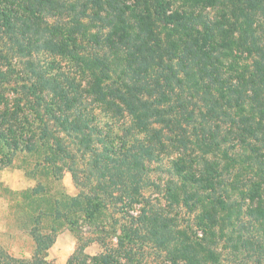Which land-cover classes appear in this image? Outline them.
<instances>
[{
	"label": "trees",
	"instance_id": "trees-1",
	"mask_svg": "<svg viewBox=\"0 0 264 264\" xmlns=\"http://www.w3.org/2000/svg\"><path fill=\"white\" fill-rule=\"evenodd\" d=\"M18 154L78 193L8 190L32 251L0 264H52L63 224L66 264H264V0H0V170Z\"/></svg>",
	"mask_w": 264,
	"mask_h": 264
},
{
	"label": "rangeland",
	"instance_id": "rangeland-1",
	"mask_svg": "<svg viewBox=\"0 0 264 264\" xmlns=\"http://www.w3.org/2000/svg\"><path fill=\"white\" fill-rule=\"evenodd\" d=\"M170 158L171 156L169 158H163L162 161L151 163L148 166L150 170H153L150 172L149 178L155 182L158 187L157 189L149 187L147 195H150L152 199L155 198V202H158L161 206H164L165 204L166 183L171 179L168 174ZM13 159L11 166L0 170V247L15 257L29 258L32 251V241L28 235L20 229V224L16 221V210L18 209L16 202L19 198L10 195L8 190L13 192L33 188L36 191L37 185L40 184L47 188L49 197H59L60 193H64L67 196H74L78 193V190L74 186L70 173L66 170L60 174L59 179L57 176L52 175L49 169L44 167L40 168L38 173L33 174V158H29L24 154H18ZM79 168H81V165H79ZM79 175L81 176L80 182L82 184L79 186H81V189L84 191L89 190L92 185L89 186L85 178V173H79ZM54 178L58 179V181ZM115 207H117V205ZM124 213H126L125 208H123V210H115L112 206L109 208V215L114 219L119 220L118 223L120 226L111 230L109 229L111 226L110 221H108L109 218L106 219L103 226L105 234L102 235L106 242H109L110 244L114 243V238L111 236L113 235V232L119 233L122 226H124L125 221L121 218L124 216ZM185 219H187L186 222L184 221ZM179 220L181 222L180 224H184L183 226L185 228L192 224L190 218L188 219L187 211L184 210L181 212ZM79 224L82 227L81 229L84 233L83 236H92V229L89 225L83 222H80ZM46 225L51 226L50 223H47ZM52 227L55 228L57 234L55 235L56 239L54 244L48 250L47 259L50 263L57 264V260H61L65 255L66 259L70 257L69 255L73 253L76 246V239L72 232L68 230V225L63 224L61 226L56 225ZM190 228L193 232L196 231V227H194L193 224ZM46 229L48 230L49 228L46 227ZM196 233L199 232L197 231ZM151 252L152 250H146L145 254L149 255H144L142 261L140 260V264H159L160 261L162 263L161 258L154 257V254ZM84 253L89 256H95L104 253V249H102L99 244L92 243L85 249ZM64 263H66V260Z\"/></svg>",
	"mask_w": 264,
	"mask_h": 264
},
{
	"label": "crops",
	"instance_id": "crops-1",
	"mask_svg": "<svg viewBox=\"0 0 264 264\" xmlns=\"http://www.w3.org/2000/svg\"><path fill=\"white\" fill-rule=\"evenodd\" d=\"M10 254V253H9ZM47 254H48V251H47V253H46V260L47 261H49L48 259H47ZM70 256V255H69ZM68 256V257H69ZM68 259V258H67ZM67 259H66V255L61 259V260H57V264H66L67 263ZM65 260H66V263H64L65 262Z\"/></svg>",
	"mask_w": 264,
	"mask_h": 264
}]
</instances>
